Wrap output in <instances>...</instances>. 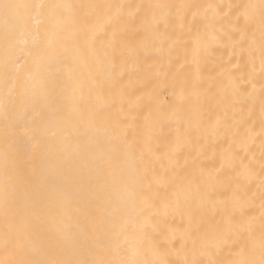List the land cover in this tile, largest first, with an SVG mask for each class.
<instances>
[{
	"label": "snow or ice",
	"instance_id": "obj_1",
	"mask_svg": "<svg viewBox=\"0 0 264 264\" xmlns=\"http://www.w3.org/2000/svg\"><path fill=\"white\" fill-rule=\"evenodd\" d=\"M0 264H264V0H0Z\"/></svg>",
	"mask_w": 264,
	"mask_h": 264
},
{
	"label": "bare ground",
	"instance_id": "obj_2",
	"mask_svg": "<svg viewBox=\"0 0 264 264\" xmlns=\"http://www.w3.org/2000/svg\"><path fill=\"white\" fill-rule=\"evenodd\" d=\"M29 2H31V0H29ZM119 2L122 3H132V2H141V0H119ZM143 2H149V0H143ZM170 2H178V0H170ZM186 2H194V3H203V2H207V0H186ZM216 2H223L225 4L227 3H241L243 2V0H216Z\"/></svg>",
	"mask_w": 264,
	"mask_h": 264
}]
</instances>
